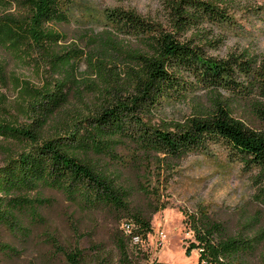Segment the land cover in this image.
<instances>
[{"label": "trees", "instance_id": "obj_1", "mask_svg": "<svg viewBox=\"0 0 264 264\" xmlns=\"http://www.w3.org/2000/svg\"><path fill=\"white\" fill-rule=\"evenodd\" d=\"M164 2V20L113 7L101 29H84L73 27L76 0H0V83L16 91L15 101L0 93V264H24L34 246L60 264H142L166 188L212 145L255 191L227 213H186L188 249L199 264H264V63L185 40L206 22L234 23L225 0ZM166 101L192 112L156 124Z\"/></svg>", "mask_w": 264, "mask_h": 264}, {"label": "rangeland", "instance_id": "obj_2", "mask_svg": "<svg viewBox=\"0 0 264 264\" xmlns=\"http://www.w3.org/2000/svg\"><path fill=\"white\" fill-rule=\"evenodd\" d=\"M225 2L234 23L213 26L212 23L206 22L199 29L201 32L196 29L190 30L185 35V40L203 44L209 54L220 58L246 52L264 63V0ZM113 7L135 9L141 15L154 20H164L167 14L164 0H76L73 27L101 29L100 19L103 11ZM199 35H202V38H199ZM14 69L34 84L40 81L32 68L20 65ZM0 93H6L10 100L16 99V91L2 83ZM154 111L150 118L156 124L163 119H182L192 112L189 104L180 101H166L161 110ZM2 165L0 154V166ZM177 173L166 188L164 199L168 206L154 215L153 231L142 244L143 251L150 256L149 259L143 260L142 264H151L154 260L167 264H199L200 251L188 249L195 237L186 224L185 214H194L198 209H205L210 213L216 211L227 213L237 206H242L255 191L251 173L246 171L242 164L232 161L226 149L220 146L212 145L208 152L189 156ZM51 195L55 196L56 192ZM58 208L57 218L54 219L60 224L61 229L68 233L69 228L65 223L67 218L61 214V205H58ZM83 233H88V230L87 232L83 230L82 235ZM104 238V232L101 231L96 235L87 234L82 239V246H88L95 240L100 241ZM40 249L41 247L37 246L30 247L24 254L23 263L60 264L57 263L59 255L53 259L44 258L41 254L49 251V248H43L41 251Z\"/></svg>", "mask_w": 264, "mask_h": 264}]
</instances>
